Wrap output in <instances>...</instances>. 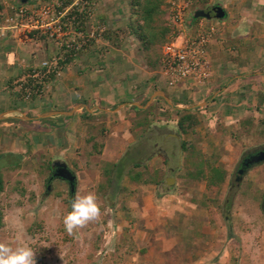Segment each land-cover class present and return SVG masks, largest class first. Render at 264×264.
Here are the masks:
<instances>
[{
	"label": "rangeland",
	"instance_id": "374dc122",
	"mask_svg": "<svg viewBox=\"0 0 264 264\" xmlns=\"http://www.w3.org/2000/svg\"><path fill=\"white\" fill-rule=\"evenodd\" d=\"M62 1L65 4L73 2ZM62 1L53 2L58 6L49 7L52 13L63 7ZM167 1L165 0L164 7L166 15L162 18L169 24L174 36L165 44L171 43L175 36L186 29V13L199 6L193 1ZM6 2L9 10L6 11V16H2L4 27L19 23L14 15L15 11L12 8L10 10V7H20L19 0ZM90 2L91 0H79L81 4L90 5ZM126 3L127 20L120 28L111 26L106 29L98 23L87 27L82 23L84 17L80 18L71 9L66 12L60 10L65 12L61 22L63 32L59 37H51L49 32L46 33L47 40L60 48L56 55L47 57L43 62L51 63L56 60L59 67L58 61L63 60L64 53H67L63 48L74 51L76 56L82 53L84 47L100 51L103 49V33L107 30L115 33L113 36L117 35L116 38L113 37L115 41L109 43L112 48L120 47L125 40L131 41L133 37L127 34L126 27L129 19L128 2ZM28 9L38 11L40 8ZM176 10H181L179 21L174 20ZM89 11L90 16L95 15L96 11L92 7ZM8 19L14 21L8 23ZM214 28L217 35V29ZM197 29L188 38L196 37L203 28ZM32 30L36 29H25L24 33H19L20 38L27 36V31ZM43 62L27 69L12 83L19 101L28 104L35 100L32 99L34 96L25 97L21 83L29 71L38 69ZM68 65L69 63L58 74L47 79L38 97L46 92L47 83L62 77ZM159 69L161 68L154 70ZM207 82L209 80L197 84ZM160 103L157 106L153 102L147 106L151 108L148 118L151 125H159L157 123L162 117L160 112L167 116L175 115L176 118L166 123L171 126L168 131L154 129V132L145 135L146 138L142 133L143 154L141 159H137L148 173L158 174L162 179L159 186L137 184L128 179V190L123 193L112 196L105 191L100 192L99 186L104 181L101 175L102 164L99 158L94 159L98 155L91 144L75 153L78 158L73 161L68 155L61 156L59 151L55 154L27 152L16 169H10L5 165L6 161L1 160L3 189L0 192V244L13 249L30 246L35 252V261L42 264H264V163L248 166L245 170L240 168L244 158L264 149V123H255L251 117L235 121V118L228 119L224 116L222 111L211 113L212 116L207 117L199 112L200 107H195L193 109H197L198 125L187 135L181 136L176 129L177 115L170 109L173 105L163 101ZM187 106H192V101L184 105ZM226 107L222 106L220 109ZM131 110L133 113L134 110ZM13 122L18 126L25 123L19 120ZM103 127L100 126L99 130ZM103 129L104 132L101 137H97L96 143L104 146L103 140L107 133ZM172 133L177 137L169 136L174 135ZM181 140L189 143L188 151H182ZM164 141L167 144L170 142V147L172 146L170 153L174 158L168 161L160 155L165 149L162 146ZM191 151L226 172L222 186L207 189L204 181L190 175L195 171L194 162L197 159L190 158ZM58 159L64 160L69 169L71 166L70 170L76 176L73 195L93 192L101 209L98 220L89 222L71 235L65 230L63 217L70 211L73 196L70 197L66 182L50 180V165ZM8 160L11 161L9 158ZM171 179L175 183L166 186L165 182H171ZM144 188L147 191H143ZM147 194L151 196L150 203L141 200ZM225 201H228L229 206L226 207Z\"/></svg>",
	"mask_w": 264,
	"mask_h": 264
},
{
	"label": "crops",
	"instance_id": "0c3cea01",
	"mask_svg": "<svg viewBox=\"0 0 264 264\" xmlns=\"http://www.w3.org/2000/svg\"><path fill=\"white\" fill-rule=\"evenodd\" d=\"M186 1L197 2L199 6L186 13V29L172 42L181 43L196 33L197 27H216L217 35L207 51L211 70L209 82L197 84L186 80L170 87L161 69L156 71L145 66L143 53L134 38L128 42L125 40L118 48H112L102 39L103 49L84 47L81 54H75L74 62L70 61L62 77L47 83L44 95L34 96L32 99L35 100L25 104L17 99L12 83L27 69L56 55L60 47L47 40L46 33L50 35V30L45 28L49 20H44V29L27 31L28 35L21 38L19 33L25 30L21 25L17 26L19 29L9 25L4 27L2 16L9 7L6 0H0L3 8L0 13V155H20L22 158L27 152L55 154L59 151L61 156L68 155L73 161L78 158L75 153L80 149L93 145V142L97 144L102 129L99 127L104 126L107 133L104 146L94 159L101 160L102 169L105 164H114L125 157L126 168L130 169L134 163H139L137 159H141L144 146L142 132L133 131L132 121L138 118L136 110L132 113L131 109L144 110L153 102L161 105L160 101L169 105L178 103L176 110L200 107L199 112L207 117L222 111L228 119L239 121L251 117L255 123H264V0ZM53 2L56 0H28L23 6L38 9L58 6ZM63 4L59 7L61 10L71 9L74 14H81L84 17L82 23L87 27L98 23L107 29L126 24L125 0H91L90 5L73 0ZM213 6L223 9L225 16L222 20L211 17L193 22L196 11H208ZM91 7L96 11L92 16L88 12ZM188 101H192V106L184 107ZM222 106L227 107L221 110ZM160 115L159 125H151L144 136L156 129H171L166 123L176 116L162 112ZM14 120L25 123H18V126ZM89 129L94 140L87 144ZM172 134L169 136L177 137ZM168 144L164 141V153H160L166 161L174 158L170 153L172 146L170 142ZM58 161L67 165L62 159ZM126 180L124 177L121 184L128 190L130 181ZM150 198L147 194L141 200L149 202Z\"/></svg>",
	"mask_w": 264,
	"mask_h": 264
},
{
	"label": "trees",
	"instance_id": "16d2710c",
	"mask_svg": "<svg viewBox=\"0 0 264 264\" xmlns=\"http://www.w3.org/2000/svg\"><path fill=\"white\" fill-rule=\"evenodd\" d=\"M129 7V19L126 25L127 34L132 36L137 40L140 46V50L143 53L145 66L151 70H154L158 67H161V47L172 38V30L168 23L163 21V16L166 15L164 11L165 0H126ZM20 3V2H19ZM68 4V3H66ZM20 6L22 4L20 3ZM3 11L2 6L0 5V12ZM80 18L81 14H77ZM201 19L193 20L194 23H197ZM111 31L107 30L103 33L104 39L113 43L115 41L113 37H117ZM176 37V36H175ZM67 53H64L63 60L58 61L59 69L65 67L70 61L75 57V52L63 48ZM63 50V51H64ZM52 78V76H51ZM178 103L174 102L173 106L170 109L177 115L176 129L178 134L183 136L187 135L190 131H193L194 128L198 125V119L196 116L197 109H174ZM136 110L137 118L133 119L132 127L134 132L144 133L149 127H151V122L149 121V116L151 115V108L144 110L133 108ZM104 132L102 128L100 130V136ZM91 131L89 129V135L86 139V143L90 144L93 142V137L90 135ZM181 149L182 151H188L189 143L181 140ZM103 148L102 144H95L93 142L92 149L95 154H101ZM190 158L196 157L194 162L195 171L190 175L197 179L205 182L207 189L219 188L224 184L226 179V172L223 169H220L213 164H209L206 160H203L201 155H197L192 152L189 154ZM11 161H7V159ZM20 155H0V161H6L5 165H8L10 169H16L20 166L21 162ZM127 160L126 158L120 159L114 164H105L101 169V175L104 178L103 183L99 186L100 192L105 191L108 194L115 196L121 191H124L125 188L122 186L121 182L124 177L129 179L131 182L137 184H153L154 186H159L162 182V179L159 178L158 174L155 173L151 175L148 173L146 167L141 166L139 163H134L133 167L130 169L126 168ZM1 167V166H0ZM142 168L143 170H139ZM51 177L53 174L52 164L50 165ZM3 189V181L0 174V192ZM73 192H70V197L73 196ZM226 207L229 206L228 201H225ZM227 219V217H226ZM2 227V214L0 212V229ZM30 231V230H29ZM36 264H42L41 262H36Z\"/></svg>",
	"mask_w": 264,
	"mask_h": 264
},
{
	"label": "built area",
	"instance_id": "2783aa9c",
	"mask_svg": "<svg viewBox=\"0 0 264 264\" xmlns=\"http://www.w3.org/2000/svg\"><path fill=\"white\" fill-rule=\"evenodd\" d=\"M57 9V8H56ZM16 20L19 23L12 24L11 26L21 25L23 28L44 29V20H49V27L46 26V30H50V36L59 37L63 32V16L60 17L62 12L58 9V12H51L48 7L40 8L38 11L34 9H28L25 6H20L15 9ZM64 11V10H62ZM181 10H176L174 20H181ZM53 17V18H52ZM14 20H7L6 22L12 23ZM202 27V26H201ZM202 29V28H201ZM53 31V33H52ZM215 35V28L208 27L202 29L199 34L194 38H188L181 43H168L162 48L161 53V74L169 85H177L180 82L186 80H192L196 83H203L211 77V70L208 66L207 49L208 45ZM60 69L55 62H43L38 69L29 71L26 75V79L21 83V90L25 94V97L32 98L33 96H39L44 88L47 79L58 74ZM25 78V77H24Z\"/></svg>",
	"mask_w": 264,
	"mask_h": 264
},
{
	"label": "clouds",
	"instance_id": "9594fccd",
	"mask_svg": "<svg viewBox=\"0 0 264 264\" xmlns=\"http://www.w3.org/2000/svg\"><path fill=\"white\" fill-rule=\"evenodd\" d=\"M50 179H52L50 177ZM55 179V178H54ZM93 192L75 193L71 198L70 211L63 217V224L68 234L86 226L89 222L98 220L101 209ZM35 252L30 246L11 248L0 244V264H36Z\"/></svg>",
	"mask_w": 264,
	"mask_h": 264
},
{
	"label": "water",
	"instance_id": "95a60500",
	"mask_svg": "<svg viewBox=\"0 0 264 264\" xmlns=\"http://www.w3.org/2000/svg\"><path fill=\"white\" fill-rule=\"evenodd\" d=\"M19 2L22 5H25L28 2V0H19ZM224 16H225V13L220 6H213L208 11H203V10L196 11L193 15V19L194 20L195 19H209L212 17L217 20H222ZM261 163H264V151L259 152L258 154L252 156L251 158L247 160L248 166H252L255 164H261ZM52 167H53L52 178L67 182L69 184L70 192H73L75 185H76L75 174L62 161H58V160L54 161ZM171 180H172L171 182H168V181L165 182L166 186L173 185L174 183L173 179Z\"/></svg>",
	"mask_w": 264,
	"mask_h": 264
},
{
	"label": "flooded vegetation",
	"instance_id": "af4514ba",
	"mask_svg": "<svg viewBox=\"0 0 264 264\" xmlns=\"http://www.w3.org/2000/svg\"><path fill=\"white\" fill-rule=\"evenodd\" d=\"M261 151H264V149H262V150H258V151H256V152H254V154H251V155H248V157L247 158H244L243 160H242V162H241V165H240V168H242V169H247L248 168V164H247V160L249 159V158H251L252 156H254V155H256V154H258L259 152H261ZM244 167H243V166ZM242 166V167H241ZM246 166V167H245ZM52 178V177H51ZM54 178H52V180H53ZM51 180V179H50ZM67 183V182H66ZM67 185L69 186V184L67 183Z\"/></svg>",
	"mask_w": 264,
	"mask_h": 264
}]
</instances>
